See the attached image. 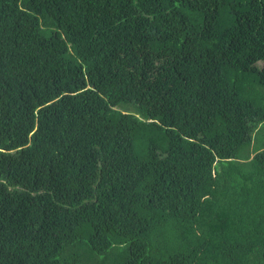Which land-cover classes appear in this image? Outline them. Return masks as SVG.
Listing matches in <instances>:
<instances>
[{
	"label": "trees",
	"instance_id": "trees-1",
	"mask_svg": "<svg viewBox=\"0 0 264 264\" xmlns=\"http://www.w3.org/2000/svg\"><path fill=\"white\" fill-rule=\"evenodd\" d=\"M260 128L264 0H0V264H264Z\"/></svg>",
	"mask_w": 264,
	"mask_h": 264
},
{
	"label": "rangeland",
	"instance_id": "rangeland-1",
	"mask_svg": "<svg viewBox=\"0 0 264 264\" xmlns=\"http://www.w3.org/2000/svg\"><path fill=\"white\" fill-rule=\"evenodd\" d=\"M261 65H263V63ZM263 139H264V129L260 128V140L263 141Z\"/></svg>",
	"mask_w": 264,
	"mask_h": 264
}]
</instances>
